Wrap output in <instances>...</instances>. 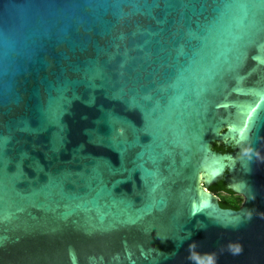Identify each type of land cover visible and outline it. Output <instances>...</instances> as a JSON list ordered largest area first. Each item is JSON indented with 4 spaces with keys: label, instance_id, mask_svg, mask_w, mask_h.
I'll return each instance as SVG.
<instances>
[{
    "label": "water",
    "instance_id": "1",
    "mask_svg": "<svg viewBox=\"0 0 264 264\" xmlns=\"http://www.w3.org/2000/svg\"><path fill=\"white\" fill-rule=\"evenodd\" d=\"M0 264H264V0H0Z\"/></svg>",
    "mask_w": 264,
    "mask_h": 264
},
{
    "label": "trees",
    "instance_id": "2",
    "mask_svg": "<svg viewBox=\"0 0 264 264\" xmlns=\"http://www.w3.org/2000/svg\"><path fill=\"white\" fill-rule=\"evenodd\" d=\"M213 150L214 151H216V152H219V153H225V152H230L231 151V149L230 148H224L222 145H214V147H213ZM215 185V184H214ZM224 186H225V184H224V182L223 181H219V182H217V184L215 185V186H213V187H211L210 189L214 192V194L215 193H217L218 191H220L221 189H224V190H226L225 188H224ZM226 187V186H225ZM228 191H230V190H228ZM230 193H233L232 191H230ZM232 203L234 204V205H232ZM240 202L238 201H235V202H233V201H228L227 199L226 200H224L223 202L222 201H220V207L221 208H223V209H230V210H238V204H239Z\"/></svg>",
    "mask_w": 264,
    "mask_h": 264
},
{
    "label": "flooded vegetation",
    "instance_id": "3",
    "mask_svg": "<svg viewBox=\"0 0 264 264\" xmlns=\"http://www.w3.org/2000/svg\"><path fill=\"white\" fill-rule=\"evenodd\" d=\"M217 184V183H216ZM215 184V185H216ZM215 185H212V186H210L208 189H207V191L210 193V194H212V195H214V196H216L217 198H218V202H219V206H220V201H224V200H230V201H233V202H235V201H239L240 203L238 204V207L240 208L241 207V205H242V202H243V199H242V197H240L239 195H237V194H235V193H230V191H228V189L224 186V188L226 189V190H224V189H221L220 191H218L217 193H215L214 194V192L210 189L211 187H213V186H215ZM232 205H234L233 203H232ZM238 208V209H239Z\"/></svg>",
    "mask_w": 264,
    "mask_h": 264
}]
</instances>
